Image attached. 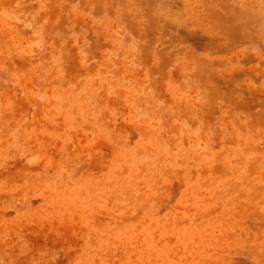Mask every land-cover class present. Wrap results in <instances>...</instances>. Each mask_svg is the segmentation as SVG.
I'll list each match as a JSON object with an SVG mask.
<instances>
[{
    "label": "rangeland",
    "instance_id": "1",
    "mask_svg": "<svg viewBox=\"0 0 264 264\" xmlns=\"http://www.w3.org/2000/svg\"><path fill=\"white\" fill-rule=\"evenodd\" d=\"M0 264H264V0H0Z\"/></svg>",
    "mask_w": 264,
    "mask_h": 264
}]
</instances>
